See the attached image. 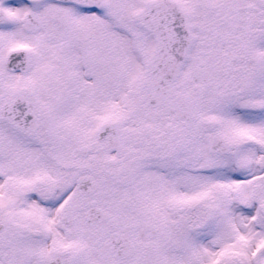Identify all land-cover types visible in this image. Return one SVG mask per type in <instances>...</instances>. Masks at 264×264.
<instances>
[{
  "label": "snow or ice",
  "instance_id": "obj_1",
  "mask_svg": "<svg viewBox=\"0 0 264 264\" xmlns=\"http://www.w3.org/2000/svg\"><path fill=\"white\" fill-rule=\"evenodd\" d=\"M0 264H264V0H0Z\"/></svg>",
  "mask_w": 264,
  "mask_h": 264
}]
</instances>
